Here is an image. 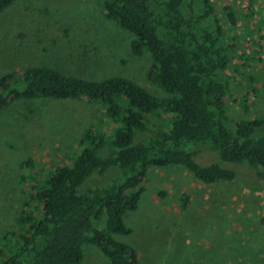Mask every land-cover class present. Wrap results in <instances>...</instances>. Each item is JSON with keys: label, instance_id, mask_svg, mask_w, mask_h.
<instances>
[{"label": "trees", "instance_id": "1", "mask_svg": "<svg viewBox=\"0 0 264 264\" xmlns=\"http://www.w3.org/2000/svg\"><path fill=\"white\" fill-rule=\"evenodd\" d=\"M16 1L0 0V15ZM97 2L107 20L134 37L133 56L151 55L148 79L168 97L124 78L93 82L48 67L0 77V116L14 102L43 99L94 104L103 119L80 134L70 164L52 168L40 182L35 175L28 182V175L19 177L24 201L13 226L0 236V264H82L87 246L110 264H139L134 248L116 236L130 235L125 216L136 211L151 168L180 166L205 185L243 178L241 171L264 180L261 122L240 117L231 124L227 117L225 72L234 45L213 1ZM225 9L234 26L233 12ZM242 81L255 82L250 76ZM196 147L215 161L197 163ZM108 174V184L88 186Z\"/></svg>", "mask_w": 264, "mask_h": 264}, {"label": "rangeland", "instance_id": "2", "mask_svg": "<svg viewBox=\"0 0 264 264\" xmlns=\"http://www.w3.org/2000/svg\"><path fill=\"white\" fill-rule=\"evenodd\" d=\"M212 1L234 45L225 72L228 120H258L264 136V0ZM225 7L234 14V26ZM133 39L106 19L97 0H17L0 15V77L48 67L93 82L124 78L167 98L148 79L151 55H132ZM245 76L255 82L247 85ZM102 120L94 104L43 99L14 102L0 116V236L24 201L19 177L28 175V182L35 175L40 182L52 168L70 164L80 134ZM192 150L201 165L216 159L204 148ZM238 175L243 178L205 185L180 166L149 169L136 211L125 216L131 233L116 239L134 248L139 264H264V180ZM110 177L87 183L104 185ZM104 221L97 226L103 228ZM82 264L110 262L87 246Z\"/></svg>", "mask_w": 264, "mask_h": 264}]
</instances>
